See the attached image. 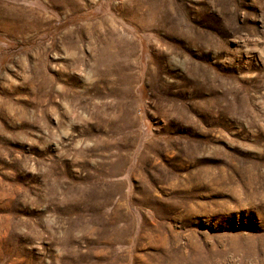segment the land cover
Listing matches in <instances>:
<instances>
[{"label":"rangeland","instance_id":"rangeland-1","mask_svg":"<svg viewBox=\"0 0 264 264\" xmlns=\"http://www.w3.org/2000/svg\"><path fill=\"white\" fill-rule=\"evenodd\" d=\"M0 264H264V0H0Z\"/></svg>","mask_w":264,"mask_h":264}]
</instances>
